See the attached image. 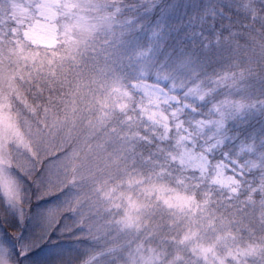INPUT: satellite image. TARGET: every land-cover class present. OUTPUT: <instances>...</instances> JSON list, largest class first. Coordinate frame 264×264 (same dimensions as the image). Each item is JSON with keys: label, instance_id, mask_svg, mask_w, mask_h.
I'll return each mask as SVG.
<instances>
[{"label": "rangeland", "instance_id": "1", "mask_svg": "<svg viewBox=\"0 0 264 264\" xmlns=\"http://www.w3.org/2000/svg\"><path fill=\"white\" fill-rule=\"evenodd\" d=\"M5 1L0 38L23 26L34 44L52 48L60 37L70 53H93L91 73L82 78L73 67L70 79L88 94L87 139L100 191L118 175L164 166L210 178L217 203L249 208L228 217L212 207L185 215L157 205L147 225L129 227L116 221L105 196L62 214L72 192L61 193L47 172L25 181L24 194L0 176V264H264V0ZM197 7L229 28L212 37L228 45L232 69L209 70L192 51L165 49L178 21L197 16ZM60 15L69 19L63 31L54 22ZM201 22L200 43L207 38ZM136 144L166 146L164 161L142 158ZM246 178L259 195L241 200Z\"/></svg>", "mask_w": 264, "mask_h": 264}, {"label": "clouds", "instance_id": "2", "mask_svg": "<svg viewBox=\"0 0 264 264\" xmlns=\"http://www.w3.org/2000/svg\"><path fill=\"white\" fill-rule=\"evenodd\" d=\"M54 22L63 31L69 19L60 15ZM25 31L22 26L0 38V176L24 194L25 181L47 172L57 177L61 193L72 192L62 214L76 215L93 198L105 196L116 221L129 227L147 225L148 210L157 205L185 215L210 207L223 214L232 208L231 203L226 208L217 203L210 178L164 166L118 175L100 191L87 139L92 120L85 106L88 94L70 79L71 53L60 37L48 48L34 44Z\"/></svg>", "mask_w": 264, "mask_h": 264}, {"label": "trees", "instance_id": "3", "mask_svg": "<svg viewBox=\"0 0 264 264\" xmlns=\"http://www.w3.org/2000/svg\"><path fill=\"white\" fill-rule=\"evenodd\" d=\"M127 1V0H125ZM170 1V0H167ZM165 0V2H167ZM198 12H195V11ZM5 11H7V7H6V1L5 0H0V12L1 13H5ZM195 13L197 16H194L193 18H188L185 20H180L178 21L179 26H176V28H179L175 33H173V35H175V37L169 36V38L166 40L167 42L165 43V49L167 50H172V54L171 55H180L181 51L186 52V51H192L195 53V57L196 60L203 64V66L209 67V70L218 68V67H229L232 69V67L230 66V60L226 59L227 55H228V45L226 44H219L218 41H216L215 37H212V33H216V31L218 32V34H220L221 36H225L227 33H229V28L227 27L226 23H224L223 20L218 19V18H214L212 13H210L211 11L208 10H203L202 11L197 7L195 9ZM227 13V8H225V10L223 11L222 16L224 15L225 17H228ZM203 15V16H202ZM205 18V19H203ZM182 21V22H181ZM201 22V28H200V32L202 34V36L207 37L205 39H203L200 42H197V40H195L196 38V25H198ZM186 26L190 29V31H188V29L184 26L185 23ZM262 22L261 18L258 19V23ZM12 21H8L6 20L3 24L4 27L6 28H11L12 27ZM254 24V23H253ZM209 25H211V30L206 31L205 30L207 28H209ZM1 27V25H0ZM5 28H1L0 30H3ZM191 32V36L193 37V39L195 40V43L189 42V36L188 33ZM203 32V33H202ZM226 33V34H225ZM198 44H197V43ZM193 43V45H192ZM202 45H205V47H202ZM203 48V49H201ZM187 49V50H186ZM201 49V50H200ZM93 53H82L80 55H77L75 53H71V57H72V67H71V74H73V67H77L81 70L80 74L82 78H84L86 75H89L91 73L92 70H90L89 67V58L93 57L91 56ZM71 77V76H70ZM227 147L222 148L219 152H224L226 150ZM135 150L137 153H139L141 155L142 158H146L148 156L151 157L152 160L154 161H159L160 163H162V161H164V155L167 151V147L163 146L161 149H155L154 148V144L152 145H144V144H136L135 146ZM157 151V152H155ZM149 160V159H148ZM172 164H170L171 166ZM248 184V178H246V182L243 180L241 183V194L240 199L244 200V198L248 195V193H250L251 191H253L254 193H256L255 195H259L258 190L256 189V183L252 181L250 187L247 185ZM217 193V192H216ZM216 197V196H215ZM218 204L220 205V207L222 208H226L228 205V202L225 203L223 202V200H219L218 198ZM232 208L229 209L227 212L223 213L225 216L230 217L231 216V212H233L234 210H241V213L244 211H248L249 206H247L246 201L242 202V205L239 206L238 203L236 201H232L231 202Z\"/></svg>", "mask_w": 264, "mask_h": 264}]
</instances>
